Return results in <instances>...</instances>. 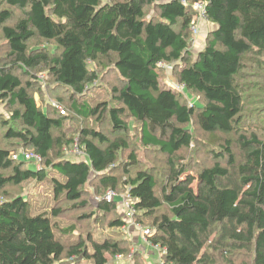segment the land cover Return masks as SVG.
I'll return each mask as SVG.
<instances>
[{
	"label": "trees",
	"instance_id": "trees-1",
	"mask_svg": "<svg viewBox=\"0 0 264 264\" xmlns=\"http://www.w3.org/2000/svg\"><path fill=\"white\" fill-rule=\"evenodd\" d=\"M195 2L205 4L215 27L192 57L186 30L196 18ZM2 4L7 5L0 8L7 60L0 64V99L9 113L0 114V124L7 138L27 145L55 176L48 178L45 168H30L0 147V169L11 171H0V190L30 178L49 179L55 204L50 211L33 213L22 195L0 199V264H81L82 259L111 264L115 255L125 254L124 240L113 237L114 232L95 235L89 230L74 242L61 238L67 230L56 224L59 203L79 201L91 177L102 188H97L101 196L95 206L104 214L115 209L114 201L104 199L108 189L129 194L132 219L150 221L148 240L159 246L162 262L216 264L215 252L223 249L228 260L227 251L243 249L250 252V264H264V139L240 134L239 163L225 140L214 156L227 165L215 162L195 173L184 163L174 165L176 153L193 140V119L212 142L220 140L218 131L230 132L242 123L245 90L238 75L246 53L256 49L264 54V0H0ZM147 5L158 14L147 18ZM12 8L23 16L8 24ZM35 36L52 43L54 50L29 49ZM109 55L123 82L113 89V103L92 105L73 98L69 106L80 117L97 121L106 113L113 139L92 128H81L79 139L66 138L61 133L65 110L56 112L51 105L55 110H44L30 93L34 72L42 66L55 85L81 96L98 78L90 64ZM161 63L176 67L179 83L202 97V104L182 102L180 91L163 85ZM17 72L30 80L23 82ZM126 116L137 123L145 147L169 157L168 183L159 191L154 173L140 166L134 152L121 157L129 148L119 136L129 130ZM75 142L83 158L63 152ZM108 225L121 228L126 221L114 215ZM131 264L149 263L133 258Z\"/></svg>",
	"mask_w": 264,
	"mask_h": 264
},
{
	"label": "rangeland",
	"instance_id": "rangeland-1",
	"mask_svg": "<svg viewBox=\"0 0 264 264\" xmlns=\"http://www.w3.org/2000/svg\"><path fill=\"white\" fill-rule=\"evenodd\" d=\"M6 4H2L0 8H6ZM13 19L7 22L13 24L15 20L23 16V12L20 9L12 8ZM146 17L157 15L158 10L153 5H147L144 8ZM194 10V9H193ZM195 11V10H194ZM196 12V11H195ZM194 17V16H193ZM198 23L199 30L193 33L188 28L186 30L188 36L189 50L192 53V57L202 49L207 41L210 39V33L213 29L211 22L199 21L197 18L193 20ZM51 46V51L54 50L52 43H47L38 36L33 37L29 43L28 48L34 47H47ZM7 49L3 39L2 31L0 28V64H3L7 60ZM113 55L107 57H99L98 61L90 64L97 73V80L92 84L90 89L86 90L84 95L75 96L71 90L60 88L53 82L52 77L49 76L46 69L42 66L37 68L34 72L35 79L33 81L30 93L35 96L37 104L42 109L59 110L63 113L65 110V120L63 121L62 134L66 138L70 136L79 139V131L81 128L97 129L108 138L113 139V132L111 130L112 125L106 113L103 114L101 120L97 121L96 117L82 118L79 115L73 113L70 109L72 99H76L78 102L86 100L92 105L97 103H113V99L116 98L114 88H120L122 86V80L114 68ZM243 67L238 75V81L243 85V101H242V123L235 126V129L230 132L218 131L215 136L219 141L212 142L211 135L199 128L195 119L189 124V128L192 129L193 140L188 147L181 148L175 156L174 165L184 163L189 172H197L203 167L210 166L215 162H219L222 165H227L226 159H219L214 156L215 148L222 145L225 140L230 141V148L233 151L235 160L239 163L243 159V152L239 145V136L244 134L249 136L252 133H256L258 137L264 139V54L258 52L256 49L246 53L242 59ZM160 82L170 88L181 92L180 100L187 104L197 103L202 104L203 99L197 94L190 93L184 86L178 81V70L173 67L172 64L161 63ZM21 75V72H17ZM37 75V76H36ZM23 82L30 80L26 75H21ZM51 105V106H50ZM11 109V108H10ZM9 113V107L5 101L0 99V114L7 115ZM129 123V130L126 134L119 133V136L124 137L129 145L128 150L124 151L121 157H125L126 154L131 151L134 152L140 161L141 167L148 168L154 173L157 179V185L159 189L168 183V171H169V157L159 150L153 147H145L139 140V130L137 123L132 120L130 116L125 117ZM14 127H19L15 122L10 123ZM5 128L0 124V147L7 149L13 156V154H21L23 151H30L27 145L23 144L18 139L7 138L5 134ZM214 143V144H213ZM63 152L65 155L71 158H83L84 155L74 154L73 146H64ZM176 160L178 162L176 163ZM30 168H45L48 178H52L55 174L49 167H46L43 161H27ZM2 173L9 174L10 170L0 169ZM49 179L38 181L35 179H27L19 185H6L0 190V199L9 198L15 195H22L26 201L30 204L33 213L42 212L44 210L50 211L53 207L54 200L52 197V190L50 187ZM101 190L97 178L94 180L92 177L84 187V195L79 201H61L59 206L62 207V212L56 219V224L67 230V233L62 234V240L67 242H74L75 237L78 234H84L89 230L95 231V235L100 233L109 234L113 233V237L122 238L124 240L123 247L125 254L122 255L121 260H117L113 257L110 261L111 264H130L132 259L145 260L149 264H161V250L159 246L154 245L148 240V235L143 234V229L150 226L148 219H143V223L138 224L133 221L132 218H128L125 213L124 199L126 192L118 189L116 190V196L111 200L114 201L115 209L109 213H102L97 210L95 204L97 197L101 194L97 191ZM100 191V192H101ZM105 190H103L104 192ZM102 192V194H103ZM85 200V205H80L81 201ZM162 210H158L161 212ZM94 212V213H93ZM114 215H120L126 221V225L121 228L110 227L109 221ZM137 224V225H136ZM145 236V237H144ZM219 259L216 264H250V252L243 249H235L233 251H227L228 260L222 257L225 254L223 251L215 252ZM81 264H91V260L82 259Z\"/></svg>",
	"mask_w": 264,
	"mask_h": 264
},
{
	"label": "built area",
	"instance_id": "built-area-1",
	"mask_svg": "<svg viewBox=\"0 0 264 264\" xmlns=\"http://www.w3.org/2000/svg\"><path fill=\"white\" fill-rule=\"evenodd\" d=\"M192 8L196 11L197 18H198L199 21L209 22V19H208V16H207V11H206V8H205V4L203 2H195L193 4ZM190 30L193 33L194 32L196 33L199 30V26H198V23L196 21H192L190 23ZM52 105L55 106L54 104H52ZM73 153L76 154V155L83 153V151L81 150V148L78 146V144L76 142L73 145ZM12 157L14 159L22 158V159H24L26 161L33 160V161L39 162L41 160L40 156L38 154L32 152V151H28V152L23 151L21 154H13ZM115 196H116V192L114 190H112V189H108L106 191L105 195H104V199L110 201ZM124 205H125L124 207H125V213H126L127 217L128 218H132L133 211H132V207H131V198H130L128 193H126V197L124 199ZM149 232H150L149 228L143 229V234H145V236L148 235ZM114 257L117 260H121L122 259V255L121 254H117ZM161 264H166V263L161 261Z\"/></svg>",
	"mask_w": 264,
	"mask_h": 264
},
{
	"label": "crops",
	"instance_id": "crops-1",
	"mask_svg": "<svg viewBox=\"0 0 264 264\" xmlns=\"http://www.w3.org/2000/svg\"><path fill=\"white\" fill-rule=\"evenodd\" d=\"M211 23H212V22H211ZM212 25H213V28H214V27H215V24L212 23Z\"/></svg>",
	"mask_w": 264,
	"mask_h": 264
}]
</instances>
